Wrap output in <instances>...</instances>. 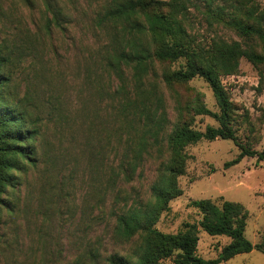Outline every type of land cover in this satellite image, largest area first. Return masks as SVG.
<instances>
[{
    "label": "trees",
    "instance_id": "trees-1",
    "mask_svg": "<svg viewBox=\"0 0 264 264\" xmlns=\"http://www.w3.org/2000/svg\"><path fill=\"white\" fill-rule=\"evenodd\" d=\"M42 3L50 17L43 30L19 39V56L12 57L2 50L7 47H0V213L5 212L8 219L0 221V243L17 242L16 231L21 229L17 220L26 218L32 202L31 198L22 201V186L36 173L38 212H44L41 207L56 197L67 204L68 197H73L66 208L77 211L80 236L68 264H222L253 250L264 255V228L259 242L250 243L244 236L247 211L222 197L218 202L190 201L188 206L199 212L200 219L183 223L175 234L155 229L170 201L182 194L177 181L185 174L186 146L230 140L239 154L224 168L245 157L264 163V150L238 143L232 126L233 106L221 83L237 71L242 58L253 66H264V53L237 41L197 42L188 32L192 28L190 6L203 3L207 28H227L246 41L264 45V7L257 0H202L200 4L192 0H106L94 19L95 41L69 38L79 51L74 70L104 105L105 116L99 117L100 108L94 113L87 104L77 116L73 114L65 100L64 59L49 57L44 51L46 36L69 30L66 25L75 7H68L67 0ZM27 59L34 79L49 80L53 86L48 113L34 90L20 96L13 86L16 67ZM175 63L179 67L171 69ZM195 78L209 86L218 112L208 110L198 93L191 103L181 106L175 88ZM166 93L174 103V122L169 118ZM190 112L214 119L217 126L207 125L204 131L192 128L184 120ZM50 123L54 124L51 132ZM145 163L154 166L146 199L132 185L142 178ZM111 219L114 242L133 247L127 255L102 258L100 241L91 242L86 236ZM200 231L229 239L215 259L196 255ZM45 240L32 241L30 264H57L60 253L50 250Z\"/></svg>",
    "mask_w": 264,
    "mask_h": 264
},
{
    "label": "rangeland",
    "instance_id": "rangeland-1",
    "mask_svg": "<svg viewBox=\"0 0 264 264\" xmlns=\"http://www.w3.org/2000/svg\"><path fill=\"white\" fill-rule=\"evenodd\" d=\"M192 1L200 4L202 0ZM257 1L261 7H264V0ZM105 2L106 0H67L68 7H75L73 19L66 25L69 30L64 34L55 30L49 37L44 34L46 54L49 57L57 55L64 59L62 68L65 70L67 84V86L64 85L65 100L68 101L76 116L83 104H87L88 109L94 113L96 108H100L99 117L105 116L104 105L98 103L92 87L84 82L79 72L74 70L79 51L76 42L72 44L69 40L72 37L75 40L83 39L88 43L95 41L98 32L93 27L94 19ZM203 3L195 5L200 10L190 6L189 12L192 28L188 32L197 42L237 41L244 48L250 46L251 49L264 53V45L251 40L246 41L227 28H207L201 12ZM47 17L50 16L45 11L42 0H0V47H7V50L2 49L3 52H10L12 57L19 56L21 52L18 46L19 39L24 35L37 33L40 28L43 30ZM29 63L27 59L20 67H16L13 86L20 96L34 90L41 96V100L46 99L42 102L40 100V104L44 105V111L48 113L47 109L52 106L50 100L53 86L49 80L34 79L35 74ZM178 67L179 63L170 65L171 69ZM46 76H49L48 73ZM221 80L233 106L232 126L238 143L255 151L264 150V66H253L242 58L237 71ZM175 90L181 106L191 103L193 96L198 93L208 110L218 112L211 89L202 79L195 78L176 87ZM165 96L169 118L174 122L176 120V114L173 111L174 103L170 94L166 93ZM184 120L192 128L200 131H204L207 125L217 126L214 119L208 116H195L192 112L188 113ZM53 126V123L49 124L50 132L54 130ZM183 152L186 155L185 174L177 181L182 194L170 201L168 209L161 214L155 229L165 234H175L183 223H193L200 219L199 212L188 206L190 201L210 199L218 202V198L222 197L224 200L239 203L245 208L248 218L244 236L250 243H258L264 228V163L257 162L255 158L245 157L238 164L224 168L226 162L233 160L239 154L238 147L230 140L201 141L186 146ZM141 169L142 178L136 179L132 185L133 190L146 199L149 186L154 179V166L152 163H145ZM36 176V173L29 175L25 186H22L21 199L26 203V199L28 202L31 198V211L24 220L23 218L17 220L21 228L16 231L17 242L8 240L7 246L0 243V264H30L29 248L34 245L32 241L39 237L42 240L46 239L44 244L50 250L60 253L57 264H68L73 258L74 246L79 242L80 236L76 227L78 213L76 210L66 208L67 205H72L73 197H68V204L64 202L65 200H59L56 197L46 203V208L44 205L41 207L42 211L45 209L44 212H38L35 201L38 190ZM74 185L78 183L75 182ZM75 201L78 202L77 199ZM73 211L75 213L72 216ZM0 221L8 222L5 212L0 213ZM112 221V219L107 220L106 226L102 224L93 227L86 236L91 242L100 241L102 258L115 253L127 255L133 247V245L114 242L111 238V226H109ZM4 231L5 234L10 233L8 229ZM228 243L229 239L226 237H211L200 231L196 255L205 260L215 259ZM166 264L170 263L166 262ZM222 264H264V255L253 250L247 254L237 255Z\"/></svg>",
    "mask_w": 264,
    "mask_h": 264
}]
</instances>
